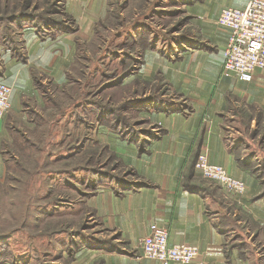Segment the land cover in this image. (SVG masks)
Masks as SVG:
<instances>
[{
    "label": "rangeland",
    "instance_id": "rangeland-1",
    "mask_svg": "<svg viewBox=\"0 0 264 264\" xmlns=\"http://www.w3.org/2000/svg\"><path fill=\"white\" fill-rule=\"evenodd\" d=\"M36 2L0 0V51L21 46L22 16L37 30L48 24L35 17ZM184 2L109 0L91 38L59 39V56L50 67L33 69V93L25 97L23 116L10 117V135L1 144L0 264L69 263L91 228L100 229L88 198L101 183L104 189L132 176L119 144H135L157 128L155 106L188 104L166 72L148 73L151 64L188 63L190 57L181 55L187 39L197 49L209 46ZM160 4L165 8L155 16ZM200 57L190 62L208 64ZM257 142L264 145V136ZM257 170L263 182L255 199L264 196V167ZM225 210H237L234 219H223L243 238L247 226L260 228L243 204Z\"/></svg>",
    "mask_w": 264,
    "mask_h": 264
},
{
    "label": "crops",
    "instance_id": "crops-1",
    "mask_svg": "<svg viewBox=\"0 0 264 264\" xmlns=\"http://www.w3.org/2000/svg\"><path fill=\"white\" fill-rule=\"evenodd\" d=\"M248 1L185 0L184 8L192 12L209 46L197 49V43L187 39L189 48L181 55L190 57L188 63L148 64V73L166 72L169 82L189 102L177 101L174 107L158 104L151 116L157 128L142 134L135 144H119L132 176L120 183H105L104 189H99L101 183L95 189L87 205L100 229L93 226L85 246H78L72 260L62 264H162L145 257L140 245L154 222L169 229L171 243L199 246L200 255L188 264H264V196L255 199L263 182L257 169L264 167V145L258 146L257 140L264 131L257 133L256 128L264 126V70L257 69L252 81L224 71L231 29L218 21L223 8H242ZM36 3L35 11H44L42 18L48 24L37 30L38 26L27 23L28 15L22 16L18 23L23 47L0 51V80L13 86L11 110L0 122V161L2 140L13 126L8 124L10 117L23 116L25 97L33 93V69L43 71L53 63L59 56V39L91 38L109 11V0ZM157 7L161 9L155 16L165 8ZM199 53L208 64L190 62ZM202 153L243 180L245 193L235 196L219 183L206 180L195 167ZM235 202L260 222L258 231L245 228L246 238L223 219L235 218L237 210H225Z\"/></svg>",
    "mask_w": 264,
    "mask_h": 264
},
{
    "label": "built area",
    "instance_id": "built-area-1",
    "mask_svg": "<svg viewBox=\"0 0 264 264\" xmlns=\"http://www.w3.org/2000/svg\"><path fill=\"white\" fill-rule=\"evenodd\" d=\"M218 21L231 29L225 50L223 69L233 71L246 81H252L257 69L264 70V0H249L245 7H225ZM13 86L0 80V122L12 107ZM195 167L203 177L219 183L229 193L239 196L247 189L246 183L233 176L224 166L209 161L207 153L198 156ZM143 255L160 260L162 264L177 261L188 264L200 255L198 245L188 242L171 243L168 228L154 222L149 232L140 239Z\"/></svg>",
    "mask_w": 264,
    "mask_h": 264
},
{
    "label": "trees",
    "instance_id": "trees-1",
    "mask_svg": "<svg viewBox=\"0 0 264 264\" xmlns=\"http://www.w3.org/2000/svg\"><path fill=\"white\" fill-rule=\"evenodd\" d=\"M51 10H53V9H51ZM43 13H44V12H42V13H39V14H38V15H36L35 17L42 18V17H43Z\"/></svg>",
    "mask_w": 264,
    "mask_h": 264
}]
</instances>
